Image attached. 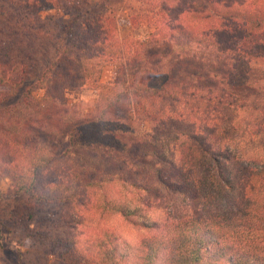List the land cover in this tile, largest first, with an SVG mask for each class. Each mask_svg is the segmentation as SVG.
<instances>
[{
	"label": "trees",
	"instance_id": "16d2710c",
	"mask_svg": "<svg viewBox=\"0 0 264 264\" xmlns=\"http://www.w3.org/2000/svg\"><path fill=\"white\" fill-rule=\"evenodd\" d=\"M117 1L0 0V172L24 197L7 230L52 264H264V0H136L142 38L118 34ZM24 37L54 50L39 101L12 102L32 75ZM180 197L194 212L149 216ZM89 213L143 236L92 232Z\"/></svg>",
	"mask_w": 264,
	"mask_h": 264
},
{
	"label": "rangeland",
	"instance_id": "374dc122",
	"mask_svg": "<svg viewBox=\"0 0 264 264\" xmlns=\"http://www.w3.org/2000/svg\"><path fill=\"white\" fill-rule=\"evenodd\" d=\"M117 26L118 34L121 37H133L142 38L148 31L149 27L145 24L136 26L130 20V14L137 7L139 3L136 0H118L117 1ZM52 11L42 12V17L44 14L50 13ZM2 26V25H1ZM3 30L10 31L11 26H2ZM27 42L26 37L23 38ZM31 41V40H30ZM29 43V42H28ZM31 44V43H29ZM26 45V44H25ZM54 46L52 43L40 40L35 43V45H26L23 52H26L29 60L32 64V75L16 92L14 96L11 97L12 102H19V99L26 94L28 88L31 90L32 95L39 101L42 90L35 89L33 86V81L40 74L49 56L53 53ZM169 46L155 47L149 50L150 53H166L168 52ZM115 78V67L112 64H107L103 67L101 72V81L104 84H111ZM98 96V91L94 89H69L65 93V99L67 101H73L76 99L84 100H96ZM32 140L34 142H39L47 144L49 148L58 152L66 146V137L63 134H54L43 131H37ZM16 179L9 174H4L0 172V218L3 220L4 225L1 226L0 235V264H52L51 257L46 258V254L42 252L38 247L28 246L27 243H23L21 237L18 233L8 231V227L14 229L11 225L10 216L18 208L22 207L23 195L16 193L14 191V185ZM197 204L191 203L188 198H177L175 201H167V203L156 211L155 213L149 214L153 218H165L167 216H181L184 214H190L193 208ZM61 207L53 209L58 215L61 211ZM66 215L68 209L64 212ZM84 224L87 225L92 232L98 231L101 228H108L114 230L116 234L126 238L131 242L138 241L141 236H143V230L138 229L130 223L123 220L121 217L115 216H99L95 213H89L84 219ZM82 227V226H81ZM65 228V229H64ZM67 227H61L59 233H63ZM15 230V229H14ZM84 239L85 237L82 236Z\"/></svg>",
	"mask_w": 264,
	"mask_h": 264
}]
</instances>
